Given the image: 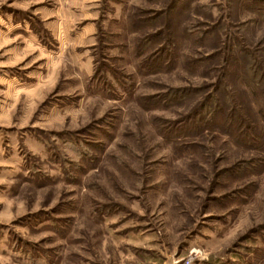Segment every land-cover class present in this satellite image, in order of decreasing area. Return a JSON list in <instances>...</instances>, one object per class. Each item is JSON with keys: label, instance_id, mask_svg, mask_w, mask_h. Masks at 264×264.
Segmentation results:
<instances>
[{"label": "rangeland", "instance_id": "374dc122", "mask_svg": "<svg viewBox=\"0 0 264 264\" xmlns=\"http://www.w3.org/2000/svg\"><path fill=\"white\" fill-rule=\"evenodd\" d=\"M253 58L264 0H0V264H264V133L161 126L223 85L258 125Z\"/></svg>", "mask_w": 264, "mask_h": 264}, {"label": "trees", "instance_id": "16d2710c", "mask_svg": "<svg viewBox=\"0 0 264 264\" xmlns=\"http://www.w3.org/2000/svg\"><path fill=\"white\" fill-rule=\"evenodd\" d=\"M167 34L166 30H162L158 28L157 30L153 31L152 33L147 34L138 45H142L141 42H148L151 41L152 39H156V37L162 38L164 45L158 47L156 50H154L152 53L148 54L146 57V63L144 67L149 70V71H154L158 70L161 68V65L164 61H166L168 58L167 54L165 51L162 49L165 47V45H172V40H170L168 37H163L162 36ZM144 47V46H143ZM244 51V50H243ZM203 58L205 56H202ZM201 57V58H202ZM229 59L232 61L231 63H236L238 60H240L239 55H233ZM200 58V59H201ZM202 58V59H203ZM245 58H241L242 63ZM253 60L256 61V59L253 58ZM199 58H193L191 59V64L195 67L196 64L198 63ZM260 62L256 61L253 65V68L251 70H248V72L242 73V72H237L236 74V68L233 66V70L230 73V75H234L235 77L237 76L238 79H241V81L245 82V84L248 87V91H250L249 94L252 96H259V103L256 104V106L253 108V113L258 116L259 118V123L257 125V122L255 121L256 118L254 119L252 117V114L250 111L247 110V107L243 108V111L240 110L241 105L239 102H241L242 99L237 98V100H232V97H230V94L227 93L226 87L223 85L221 87V92L219 93L221 96L225 95V101L222 104L220 102L219 98L214 96L215 94L212 93L213 90L210 92H206L205 94H202L200 96L199 100H196L194 104L191 105L189 108L188 112L184 116L178 119V122H174L171 120H167L166 123L163 122L162 130L163 133L166 134V136L172 137V141L178 142L176 140H181L179 136H183L190 130L195 133L199 130L202 131V129H206L207 127H210V124H212L215 121V118L221 114L222 119L225 116V119H223V122L226 125H231L232 128L235 127V134L234 138L236 140H243L246 144L248 145H256L261 141L263 138L262 133H264V84L262 82L264 81V70L262 66L259 64ZM233 64V65H234ZM199 66V64H197ZM211 67V66H210ZM250 78H253V82L250 83ZM247 82H246V81ZM213 86V87H212ZM211 87L212 89H217V85L213 84ZM203 89L202 86H188V87H183V88H174L170 89L169 91H166L165 93L162 94H157L156 96L150 98L153 100L149 99V96H145L143 98V103L144 105H147L148 103L150 104H156L159 103V101L164 100L166 102H173L174 100L180 101V99L187 98L190 96V94L198 93ZM229 92V91H228ZM228 96L230 98H228ZM240 97V96H239ZM250 99V98H249ZM230 101V102H227ZM240 100V101H239ZM239 101V102H238ZM244 102V101H243ZM232 119V120H231ZM209 125V126H208ZM256 125V126H255ZM234 139V140H235ZM182 142V141H181ZM240 142V141H239ZM255 143V144H254Z\"/></svg>", "mask_w": 264, "mask_h": 264}, {"label": "built area", "instance_id": "2783aa9c", "mask_svg": "<svg viewBox=\"0 0 264 264\" xmlns=\"http://www.w3.org/2000/svg\"><path fill=\"white\" fill-rule=\"evenodd\" d=\"M191 260V256L189 255V256H187L186 258H185V260H184V262H182V263H184V264H188V262Z\"/></svg>", "mask_w": 264, "mask_h": 264}]
</instances>
